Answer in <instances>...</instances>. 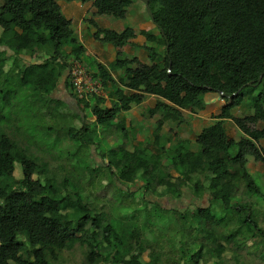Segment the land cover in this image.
Wrapping results in <instances>:
<instances>
[{"label":"trees","instance_id":"1","mask_svg":"<svg viewBox=\"0 0 264 264\" xmlns=\"http://www.w3.org/2000/svg\"><path fill=\"white\" fill-rule=\"evenodd\" d=\"M64 1L93 2L98 15L123 19L134 0ZM147 1L162 46L148 34L146 39L153 44L148 48L149 65L135 59L120 60L122 65H136L135 69L125 70L123 79L125 87L134 92L113 93L116 101L111 108L95 107L93 114L96 124L105 127L119 113L140 105L145 97H157L155 107L148 112L150 116L160 115L152 142L158 150L128 151L119 146L117 151H108L113 160L109 167L114 168L110 183L117 192L112 193L110 215L101 223L100 209L84 194L83 187L74 185L76 177L68 172L59 178L55 170L48 171V161L19 150L15 141L1 131L5 119L0 115V264H58L59 256L76 246L85 248V264L108 260L110 264H201L209 255L213 264H219L221 255H238L242 249L240 240L256 244L258 239H264V210L260 207L264 205V192L246 170L248 156L264 165V0ZM101 32V41L116 48L133 37L130 29ZM73 37L70 21L62 15L57 0H0V46H6L15 56L39 53L49 57L42 64L31 66L28 80L18 79L20 86L40 91L43 83L57 77L60 73L54 63L63 57L62 47L69 43V55L79 60L82 47ZM7 59L0 52V71ZM4 80L11 82L8 77ZM208 93L217 94L224 105L214 117L216 120L197 135V150L191 151L185 141H178L172 149L167 147L168 138L163 140L160 135L162 126L168 122L183 123L182 110H203ZM241 107H248L251 113L234 116L232 111ZM225 120H231L243 137L237 141L229 139ZM46 132L51 135L54 131L47 126ZM55 133L62 137L65 131ZM68 133L72 138V130ZM79 143L76 147L80 150L91 142L84 137ZM234 148L237 153L233 155ZM33 152L36 154L34 149ZM79 161L71 165L72 170L82 168ZM15 163L20 165V179L14 176ZM193 176L202 178L195 181L197 196L208 191L211 195L220 192L232 197L244 183L260 201L225 205L223 213L214 214L212 207L196 208L185 229L179 223L182 213L145 201L146 194L182 197ZM115 182L126 189L117 188ZM130 185L140 186L133 190ZM123 196L128 201H123ZM118 199L124 202L121 208L115 206ZM218 199L214 198L216 202ZM155 206L156 212L152 209ZM252 209L259 213L258 221L251 219ZM118 213L124 220L117 219ZM158 219L168 221V225L161 226L156 223ZM154 227L160 236L164 231L171 234L168 254L155 250L159 248L155 240L149 242L142 236V232ZM193 231H197L195 238ZM186 235L191 239L186 241ZM177 238L181 246L173 251ZM187 245L188 250L199 247L190 253L185 249ZM148 250L145 261L143 255Z\"/></svg>","mask_w":264,"mask_h":264},{"label":"crops","instance_id":"2","mask_svg":"<svg viewBox=\"0 0 264 264\" xmlns=\"http://www.w3.org/2000/svg\"><path fill=\"white\" fill-rule=\"evenodd\" d=\"M132 4L138 6L136 16L133 15V18L130 17L128 9L123 19H116L111 16L98 15L93 6V2L81 3L78 1L66 2L64 0H57V5L59 6L62 15L70 21L75 41L82 47V60L85 58L87 60L88 67L86 64L85 66H82L97 79L100 85L99 90L96 92L99 94L88 95L84 98H80L75 95V92L68 81L67 75L70 66L75 62L82 64V60L79 62L70 56L69 53L71 52V49L68 46H65V48L61 50L63 57L54 63V66L56 65V69L60 74L49 80L46 83L45 90L40 91L46 98V117L51 116L52 110L58 109V107H61L62 105L68 109V114H72L78 119L77 121H79V124L78 127L75 128L76 133L84 135V137L88 140L90 137H94L97 134L98 136L99 134L102 136L101 138L103 143H107L106 151L104 152L102 149L101 152H98V154L95 153V158H93L96 163H98L97 159H99L103 166L105 164L108 166L109 163L113 162V160H110L108 157V151L113 147L114 142L117 140V138L113 135V131H118L119 129L123 130L118 139V141L122 140V144L120 146L124 147L128 151L146 148L150 152L156 153L158 150L152 145L153 133L156 132V122L158 119L156 120V118H153L154 116H150L148 112L150 109L155 107V104L158 101L157 97H145L140 105L135 106L128 111L119 113L112 123L105 127L96 124V119L93 114V109L95 107L107 109L111 108V104L116 101L113 93L122 91V93L128 95L134 92L125 87V81H123V79L125 78V70L135 69L136 65L133 63V65H122L120 60L122 61L124 59L130 61L135 59L142 65H149L150 54L148 48H151L153 44L148 42L146 39V35L148 34H153V36L158 39L160 46H162L160 31L146 12L145 4L140 0H134ZM125 29L132 30L133 37L129 39L121 48H116L112 44L101 41L103 38L101 31L121 33ZM0 52L5 53L8 58L0 71V74H2L5 78L8 77L11 80L12 86H16L18 79L22 78L23 81L28 80L31 75V66L40 65L49 59L48 56L45 57L43 54L39 53H33L32 55L19 54L15 56L6 46H0ZM158 61H160V59H158ZM3 84H7L5 80H3ZM18 85H21V83ZM19 89H25V87L19 86ZM204 101L206 104L204 109L201 111H181L182 118L184 120L183 123L176 124L168 122L162 126L160 135H162L163 140L168 138V142L166 144L167 147L172 149L177 145L178 141H185L186 146H188L191 151L197 150L193 147V145L196 144L195 140L197 135L201 132V130L210 126L216 120L214 117L217 115V111L219 113L224 105V101L220 99L217 94H206ZM155 116L160 115L157 114ZM88 123L95 124L97 127L91 131L88 129ZM228 124H233V122L231 120L224 121L226 135L229 139H232L227 133ZM183 126L190 128L191 131L195 133L194 139L189 141L186 137L180 136V134L184 132L182 129ZM107 128L112 129V132L110 133V130H107ZM236 129L239 134L237 140H239L243 137V134L238 130V128ZM59 132L63 133L62 130ZM131 132L132 134L129 137V133ZM93 133L95 135H93ZM108 138L109 141L107 140ZM90 142L91 143L87 145V151H90L91 146L101 148L100 137L98 138V141L90 140ZM176 149H178V147H176ZM77 151L76 157L80 154L81 148L80 150L77 149ZM246 170L251 176L254 184L264 192V165L248 156L246 157ZM177 175V173H174L175 177H177ZM201 179L202 178L200 176H193L191 178V182L188 183L189 185L186 186L189 188L183 189L182 196L185 191L188 190L191 197L197 201V203L192 206L193 211L196 208L212 207L214 214L215 211L221 212V210L224 209L223 206L225 205L229 206L230 204L233 205L235 203L244 202H246L245 204H247V202L255 203L256 200H258L257 198L256 200H253V198L257 196L252 192H248L243 183H240L238 192L232 197L228 194L220 192H215L211 195L208 191H203L201 195L197 196L198 187L195 181ZM215 197L219 198L217 201L218 203L214 200ZM179 198L173 197V199L176 200ZM216 206L218 207L216 208ZM260 207L262 208L261 210H264V205ZM253 211L254 209L251 210V219L258 221L259 213H255ZM261 228H264V222H262ZM234 239L236 238L234 237ZM243 242L249 243L248 241ZM251 242L254 243V241ZM210 256L211 255L206 256L205 260L202 261L201 264H213V259L210 258ZM233 256L235 257L234 259ZM239 256L243 257L240 262L237 261ZM220 258L221 262L219 264H224L227 260L226 255H221ZM230 260L238 264H263L261 262V257L258 259L256 258V255H232Z\"/></svg>","mask_w":264,"mask_h":264},{"label":"rangeland","instance_id":"3","mask_svg":"<svg viewBox=\"0 0 264 264\" xmlns=\"http://www.w3.org/2000/svg\"><path fill=\"white\" fill-rule=\"evenodd\" d=\"M136 3L140 5L138 2ZM137 10H138V6L132 4L129 8L130 17L133 18V15L136 16ZM68 46H70V43ZM64 48L65 46L62 47V49ZM82 56L83 54L82 55L79 54V60H78L79 62L80 60H82ZM83 60H82V65L85 66L86 64L87 66L88 63L86 58ZM54 68H56V65ZM3 80L4 77L0 79V115H2L5 120L2 121L1 123V131L9 135L15 141L19 150H23L25 154L38 158L40 161L43 162L48 161V164L50 165L48 171L55 170V174L57 177L62 178L64 175H67L68 172H71V175L73 174L76 177V181L74 182V185L75 186L80 185L81 187H83L84 194H86L90 199V201L94 205H96L101 211L100 222L101 223L105 222L107 220V217L110 215L109 212L110 207L112 204H114L112 193H116L117 191L116 189H113L115 188L114 184L110 183V176H113L114 168L109 167V165L107 166V164L103 166L102 162H100V160L97 158L96 159L98 163L94 161L95 153L98 154V152H101L102 149L104 152L106 151L107 143L105 142L103 143V140L101 138L102 136L100 134L98 136V134L95 135L93 133V135L95 136L89 138V140L98 141V138L100 137L101 148H98L97 146H91L90 147L91 152H90L87 151V145L85 144L83 145V148H81V152L80 154H78V157H76V154L78 152L76 146H78L80 144L79 142L84 138V135L80 136V133H78L77 136V133L75 131V128L78 127L79 121H77L78 119L74 117L72 114H68L69 113L68 109L62 105L61 107H58V109H53L51 113L52 115L46 117V98L43 97V94H39L41 93L40 92L41 90H45L46 84L44 85L43 83L40 86L41 90L36 91L33 90V88L30 86H26L25 89H19L20 85H18V82H16V86H12L11 82L9 84H3ZM209 94H214V93H209ZM246 102L247 100H244V103ZM249 111L250 109H248V107L246 108L241 107L233 110L232 114L236 117H242L244 115H249L251 113V111L250 113ZM153 118H156L157 120L159 119V116H154ZM47 126L53 128L54 132H52L51 135H48V132H46ZM95 127H97L95 124L88 123V129H90L91 131L94 130ZM182 129L184 130V132L180 134L181 137H186L187 140L189 141L194 139L195 133L192 132L190 128L183 126ZM60 130H62L63 132L65 131V134L62 137H58L55 133V131H57L58 134H61L59 132ZM70 130H72V132L74 133L72 135L73 136L72 138L69 136L68 133V131ZM107 130H110V133L112 132V129L110 128H107ZM227 133L229 137H231L234 140H237L239 137L237 129L233 124H228ZM121 134L122 133L120 130L113 131V135L117 138V140L114 142L112 149H115L116 151L118 150V147L122 144L121 139H120L121 141H118ZM131 134L132 132L129 133V137L131 136ZM107 140L109 141V138ZM193 147L194 149L198 148L196 144H194ZM33 149L36 151V154L35 152H33ZM231 153L233 155L236 154L237 148L232 149ZM77 160L82 161V162L81 161L78 162L80 163L82 168L78 170H72L71 167L73 165H76L75 162ZM14 166H15L14 176L16 179H20L22 177L20 165L18 163H15ZM58 168H62L63 170H57ZM232 170L233 171L236 170V167H233ZM115 185L117 186V188L126 189L117 182H115ZM130 186L131 188H133V190H135L137 188L139 189L140 185L139 186L130 185ZM189 193L190 192L186 190L184 195L177 200L168 196L156 197V196H152L151 194H146L144 198L145 201L148 200L153 203H156L160 208L169 211L176 210V212L182 213L181 216H183V220H180L179 223L181 225V228L185 229L187 223L186 221L190 219L191 213L193 212L192 206L193 204L197 203V201L193 199ZM256 198L260 201L259 196L254 197L253 200H256ZM122 199H124L123 201L125 200L128 201L127 197L123 196ZM123 201L121 199L119 201H115V206L117 208H121L122 205H124ZM156 206L152 208L154 209L153 210L154 212H156V210L158 209V207ZM131 207L132 205L131 206L129 205V209ZM217 207L218 206H216V208ZM175 214L177 213H174V215ZM122 218H123L122 214L118 213L117 219L122 221L124 220ZM141 219H143L147 223L146 217L142 216ZM156 223L160 224L161 226L168 225V221L163 219L156 220ZM158 224L157 227H160ZM157 227L142 232V236L145 237V239H147L149 242L155 240L156 245L159 246V248L155 250L161 252V254L164 253L168 254L169 251L171 252L170 244L168 242L169 240H171V234L164 231L162 232V236H160L161 232L158 230ZM192 234L194 238L197 237V231ZM173 237L174 236H172V238ZM186 238H187L186 241L191 239L190 236L188 237L187 235ZM178 241L179 239L177 238L174 242L176 246L173 251H176L178 247L181 246V244ZM259 242L262 243L261 246H258ZM240 243L242 244V249L237 252L238 255H256V258L258 259L261 257V262L264 264V239L261 238L258 239V243L256 244H253L252 242L249 243L243 242L242 240H240ZM198 247L199 245L191 246V249L188 250V245H187L185 249L186 251H190V253H194L195 251L198 250L197 249ZM150 250H148L143 255V259L145 261H148L147 254L149 253ZM253 251L255 252L254 254ZM84 254H85V248H80L76 246L74 249L70 251H64L63 254L59 256V260L57 261V263L85 264ZM172 257L175 259L177 255L175 256L172 255ZM226 257L227 260L225 261L224 259L225 261L224 264H238L230 260L232 257L231 253H227ZM242 259L243 257L239 256L237 261L240 262ZM102 264H110V261L109 260L104 261Z\"/></svg>","mask_w":264,"mask_h":264},{"label":"built area","instance_id":"4","mask_svg":"<svg viewBox=\"0 0 264 264\" xmlns=\"http://www.w3.org/2000/svg\"><path fill=\"white\" fill-rule=\"evenodd\" d=\"M68 81L77 95L84 98L88 95H97L99 83L80 63H73L68 70Z\"/></svg>","mask_w":264,"mask_h":264},{"label":"water","instance_id":"5","mask_svg":"<svg viewBox=\"0 0 264 264\" xmlns=\"http://www.w3.org/2000/svg\"><path fill=\"white\" fill-rule=\"evenodd\" d=\"M140 1L145 4L147 13H148L150 19L152 20V14H151L150 9L148 7V1L147 0H140ZM261 78H262V75L259 77L258 82H260Z\"/></svg>","mask_w":264,"mask_h":264}]
</instances>
